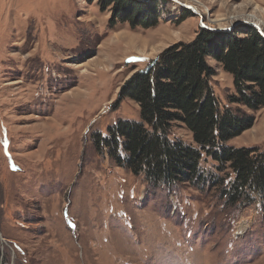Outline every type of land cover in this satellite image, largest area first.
<instances>
[{
  "label": "rangeland",
  "instance_id": "rangeland-1",
  "mask_svg": "<svg viewBox=\"0 0 264 264\" xmlns=\"http://www.w3.org/2000/svg\"><path fill=\"white\" fill-rule=\"evenodd\" d=\"M134 1L154 6L157 23L116 21L100 0H0V264H264L258 198L228 204L208 183L153 185L99 140L137 118L118 98L134 71L192 40L200 19L264 31V0ZM207 60L225 103L232 77ZM250 113L229 145L264 148V107ZM170 138L191 142L177 126ZM200 167L219 174L210 158Z\"/></svg>",
  "mask_w": 264,
  "mask_h": 264
},
{
  "label": "trees",
  "instance_id": "trees-1",
  "mask_svg": "<svg viewBox=\"0 0 264 264\" xmlns=\"http://www.w3.org/2000/svg\"><path fill=\"white\" fill-rule=\"evenodd\" d=\"M111 5L116 21L144 27L157 23L154 6L134 0H100ZM214 59L232 77L233 91L222 103L213 87ZM119 101L137 105V118L108 126L109 154L134 175L153 185L193 183L215 186L228 204L258 198L264 208V148L229 145L253 124L264 107V38L242 24L231 31L199 28L190 41H178L134 71L121 85ZM180 127L191 142L170 138ZM216 163L219 174L201 169L202 158Z\"/></svg>",
  "mask_w": 264,
  "mask_h": 264
},
{
  "label": "water",
  "instance_id": "water-1",
  "mask_svg": "<svg viewBox=\"0 0 264 264\" xmlns=\"http://www.w3.org/2000/svg\"><path fill=\"white\" fill-rule=\"evenodd\" d=\"M184 7H186L188 10H191L192 12L196 13V11L194 10V8L190 5H184ZM247 24L250 25L254 28H256L258 30V32L261 34V36L264 38V31L261 30V28L259 27V25L253 21H249V20H240L239 22H236V24H231V26H227V27H209L206 26L203 22L202 19H200L199 25L200 28H204V29H208L211 31H231L237 24Z\"/></svg>",
  "mask_w": 264,
  "mask_h": 264
},
{
  "label": "bare ground",
  "instance_id": "bare-ground-1",
  "mask_svg": "<svg viewBox=\"0 0 264 264\" xmlns=\"http://www.w3.org/2000/svg\"><path fill=\"white\" fill-rule=\"evenodd\" d=\"M174 4H176V2H179V0H173ZM249 16V15H248Z\"/></svg>",
  "mask_w": 264,
  "mask_h": 264
}]
</instances>
